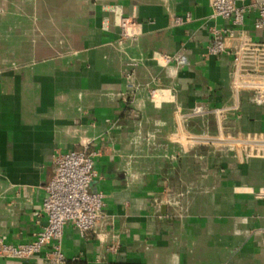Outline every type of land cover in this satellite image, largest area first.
Masks as SVG:
<instances>
[{
    "label": "crops",
    "instance_id": "1",
    "mask_svg": "<svg viewBox=\"0 0 264 264\" xmlns=\"http://www.w3.org/2000/svg\"><path fill=\"white\" fill-rule=\"evenodd\" d=\"M211 12L210 0H0V52L23 55L0 70V240L34 238L55 154L88 148L100 152L91 190L105 194V216L97 232L67 224L66 262L264 264V156L215 151L202 138L219 133L216 116H186L198 104L228 108L231 128L264 133V104L244 92L236 107L231 56L207 55L210 29L230 23ZM256 16L244 29L264 42ZM177 52L189 65L164 61Z\"/></svg>",
    "mask_w": 264,
    "mask_h": 264
},
{
    "label": "built area",
    "instance_id": "2",
    "mask_svg": "<svg viewBox=\"0 0 264 264\" xmlns=\"http://www.w3.org/2000/svg\"><path fill=\"white\" fill-rule=\"evenodd\" d=\"M245 0H210L211 17L229 20L228 26H213L210 29V43L207 55L220 56L229 54L232 58L230 88L236 98V107L244 92L250 93L256 104H264V42L254 41L244 29L247 14L256 10L255 27L264 29V0L254 6L244 3ZM187 14L173 15L172 24L183 25L190 21ZM127 17L122 20L123 38H127ZM167 64L178 67L189 65L186 54L177 52L163 54ZM128 89L134 92L133 70L126 72ZM155 96L156 89H150ZM228 108L210 107L198 104L190 108L186 116H216L219 133L207 135L202 142L215 151L239 159L243 156H264V133H245L236 131L225 123ZM139 143L138 140L135 141ZM98 150L59 151L54 156L55 173L46 185V196L43 200V212L47 222L34 234L30 242L11 244L0 240V257L28 259L43 255L54 264H64L66 256L62 249V238L67 224L71 223L81 234L97 232L104 219L105 194L91 190V184L97 172L95 158ZM184 192H181V196ZM258 195L264 198V186ZM171 203L180 204V199L171 197ZM112 249H114L112 247Z\"/></svg>",
    "mask_w": 264,
    "mask_h": 264
},
{
    "label": "rangeland",
    "instance_id": "3",
    "mask_svg": "<svg viewBox=\"0 0 264 264\" xmlns=\"http://www.w3.org/2000/svg\"><path fill=\"white\" fill-rule=\"evenodd\" d=\"M22 7V6H21ZM17 6H13V5H7V13H8V24L9 26H12L13 24H15V13L17 12L16 9ZM22 9L24 8H19L18 6V11L19 12H24ZM26 12V11H25ZM10 36V35H9ZM8 38L4 37L3 40H8L9 42L14 40V39H21V38H13V36H10ZM22 54L19 55L17 53H10V52H4V53H1L0 52V70L3 69V67H5L6 65L8 64H11L12 62L22 58Z\"/></svg>",
    "mask_w": 264,
    "mask_h": 264
},
{
    "label": "trees",
    "instance_id": "4",
    "mask_svg": "<svg viewBox=\"0 0 264 264\" xmlns=\"http://www.w3.org/2000/svg\"><path fill=\"white\" fill-rule=\"evenodd\" d=\"M66 264H89V263L83 260H68ZM108 264H120V263H108Z\"/></svg>",
    "mask_w": 264,
    "mask_h": 264
}]
</instances>
